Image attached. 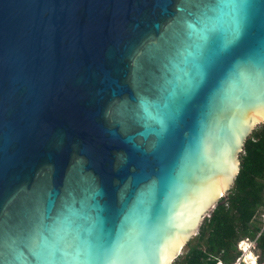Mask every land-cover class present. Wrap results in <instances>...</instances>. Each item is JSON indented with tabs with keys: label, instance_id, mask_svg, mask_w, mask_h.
I'll return each mask as SVG.
<instances>
[{
	"label": "water",
	"instance_id": "water-1",
	"mask_svg": "<svg viewBox=\"0 0 264 264\" xmlns=\"http://www.w3.org/2000/svg\"><path fill=\"white\" fill-rule=\"evenodd\" d=\"M241 2L0 0V264H60L61 238L97 217L128 234L130 264L181 256L264 124V94L232 74L264 62V0H247V55L169 115L206 21Z\"/></svg>",
	"mask_w": 264,
	"mask_h": 264
},
{
	"label": "snow or ice",
	"instance_id": "snow-or-ice-1",
	"mask_svg": "<svg viewBox=\"0 0 264 264\" xmlns=\"http://www.w3.org/2000/svg\"><path fill=\"white\" fill-rule=\"evenodd\" d=\"M249 7L247 0H242L235 8L230 21L225 22L220 18H209L206 21L199 41L194 46L195 50L189 53L188 61L182 69L177 93L170 101L169 115L172 118H181L188 108L196 107L199 94L218 86L223 62L230 60L233 53L241 57L247 55L241 38ZM260 61H264V56ZM232 74L237 78L246 79L254 89L264 94V62L248 66L244 73L233 69ZM95 224V235L88 229L77 228L71 240L65 236L61 238L64 248L61 249L60 264H130L129 256L120 245V241L127 238L128 234L121 228L113 239V236L106 232L99 217L96 218ZM69 250H74L75 254ZM30 254L35 261L40 260L39 245H35Z\"/></svg>",
	"mask_w": 264,
	"mask_h": 264
},
{
	"label": "trees",
	"instance_id": "trees-1",
	"mask_svg": "<svg viewBox=\"0 0 264 264\" xmlns=\"http://www.w3.org/2000/svg\"><path fill=\"white\" fill-rule=\"evenodd\" d=\"M239 159L241 172L233 188L205 217L187 253L173 264H233L240 256L238 243L261 232L257 221L264 211V124L253 130ZM257 247L259 264H264V234Z\"/></svg>",
	"mask_w": 264,
	"mask_h": 264
},
{
	"label": "built area",
	"instance_id": "built-area-1",
	"mask_svg": "<svg viewBox=\"0 0 264 264\" xmlns=\"http://www.w3.org/2000/svg\"><path fill=\"white\" fill-rule=\"evenodd\" d=\"M259 216L263 217L264 220V211L259 214ZM258 216V217H259ZM264 234V230H262L255 239L250 237L242 239L238 245L237 249L240 252V255L233 264H248L245 261V258L252 255L256 259V264H258V260H260V256H257L256 252H258V240ZM218 264H223V262H219Z\"/></svg>",
	"mask_w": 264,
	"mask_h": 264
},
{
	"label": "rangeland",
	"instance_id": "rangeland-1",
	"mask_svg": "<svg viewBox=\"0 0 264 264\" xmlns=\"http://www.w3.org/2000/svg\"><path fill=\"white\" fill-rule=\"evenodd\" d=\"M259 127H260V125L256 126L255 129H256V128H259ZM226 196H227V195H226ZM257 222H258V224H259V227L261 228V231L264 230V220H263V217H262V216H259V217H258V221H257ZM256 237H257V236H256ZM256 237H255V238H256ZM255 238H254V239H255ZM195 240H196V239H194V241H195ZM194 241H193V242H194ZM193 242H192V243H193ZM186 253H187V248H185V249L183 250V252H182V254H181V257H183ZM256 254H257V256H260V251L258 250V252H256ZM240 256H241V255H240ZM245 261H246L247 263H248V262H251V263H249V264H256V262H257L256 259H255L252 255L246 257V258H245ZM263 261H264V260H263ZM258 262H260V260H258ZM258 264H259V263H258Z\"/></svg>",
	"mask_w": 264,
	"mask_h": 264
},
{
	"label": "bare ground",
	"instance_id": "bare-ground-1",
	"mask_svg": "<svg viewBox=\"0 0 264 264\" xmlns=\"http://www.w3.org/2000/svg\"><path fill=\"white\" fill-rule=\"evenodd\" d=\"M249 264V263H248Z\"/></svg>",
	"mask_w": 264,
	"mask_h": 264
}]
</instances>
